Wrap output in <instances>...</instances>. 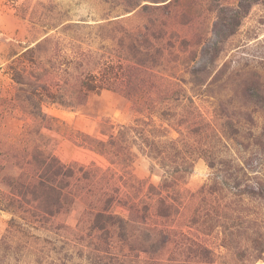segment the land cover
<instances>
[{"label":"rangeland","instance_id":"374dc122","mask_svg":"<svg viewBox=\"0 0 264 264\" xmlns=\"http://www.w3.org/2000/svg\"><path fill=\"white\" fill-rule=\"evenodd\" d=\"M155 1L162 0H0L1 175L20 174L27 179L36 169L34 162L27 163L34 145L68 165L94 163L112 169L105 157L82 142L84 135L100 137L106 124H126L133 118L126 93L110 89L90 92L79 105L46 102L42 105L46 117L34 116L26 99L30 88L24 83L26 90H18L10 64L29 68L23 50L47 34H56L61 42L53 45L54 49L64 50L71 58L81 51L90 52L92 63L88 66L97 72L101 66L98 63L111 60L116 66H126L137 60L147 62L154 74L160 68L161 50L168 48L164 74L187 78L186 72L190 71L194 79H216L215 86L188 93L208 119L219 124L230 122L222 138L226 147L216 142V154L232 160L231 172L239 176L241 189L262 197L242 196L239 200L227 191L205 200L190 197L209 181L212 172L203 158H196L182 196L180 220L164 223L174 231L164 247L161 241L148 236L155 221L145 216L143 208L138 214H144L145 222L140 219L129 226L126 240L112 232L95 231L92 212L97 208L95 193L99 188H89L81 181L74 186L69 208L35 221L34 228L19 223L10 227L11 214L0 208V264H193L208 260L204 248L210 250L215 264H264V248L262 252L255 248L256 238L264 244V0H172L169 10L158 11L153 9ZM138 2L151 6L135 16ZM168 12L169 20L163 17ZM157 18L161 22L152 29ZM64 20L74 26L62 30ZM107 20L124 23L111 27L105 25ZM125 27L136 29L135 36L146 48L136 59L127 51ZM181 38L188 44L179 42ZM37 53L44 56V52ZM121 74L124 78L123 70ZM125 77L127 82L134 74L127 72ZM214 112L219 117H214ZM171 135L176 133L172 131ZM149 166V159L137 154L130 167L115 174L118 179L119 174L124 176L121 181L135 195L141 181L154 185L159 182L158 172H151ZM111 171L100 173L101 184L109 182ZM7 190L1 180L0 192ZM209 199L242 212H231L230 216L228 211L219 223L212 219V227L201 218L193 222L194 212L208 208ZM238 213L239 218L235 216ZM162 228L160 223L158 229ZM180 230L183 234L177 233Z\"/></svg>","mask_w":264,"mask_h":264},{"label":"trees","instance_id":"16d2710c","mask_svg":"<svg viewBox=\"0 0 264 264\" xmlns=\"http://www.w3.org/2000/svg\"><path fill=\"white\" fill-rule=\"evenodd\" d=\"M155 2L157 4L153 5V9L156 11L169 10L173 5L172 0ZM137 6L139 8L133 13H136L135 16L151 5L138 2L135 3V8ZM169 14L168 12L163 17L169 20ZM160 20H153L152 29L160 24ZM118 22L124 23L123 20ZM118 22L107 20L104 23L113 27ZM61 26L62 30H67L73 27L74 23L64 20ZM125 29L127 51H131L132 57L136 59V56L144 54L146 48H142L141 42L135 36L136 29ZM110 37L112 40L117 39L115 36ZM60 42L61 38L56 34H47L23 50V59L28 61L29 68L26 65L16 68L10 64L11 78L18 85V90H26L23 88L24 83L30 88L26 99L30 101L34 116L46 117L42 111V105L46 102L66 106L79 105L90 92L110 89L126 93L124 95L132 104L133 118L126 124H106L100 131V137L84 135L82 142L105 157L109 164L113 165L112 169H102L94 163L86 166L68 165L38 145H34L29 152L27 163L34 162L36 169L27 179H22L20 174L1 175L0 169V181L3 180L8 188L7 191L0 192V208L11 214L10 227L19 223L22 226L29 224L27 227L34 228L35 221L46 220L68 209L74 199V186L84 181L89 188L100 189L95 193L97 208L92 212L95 231L112 232L126 240L127 228L139 223L140 219L145 222V216H149L154 219L155 224L151 226L148 236L158 239L165 247L174 231L172 226L164 223L180 220V205L184 204L182 196L196 158H203L212 172L209 181L195 193H190V197H201L205 200L206 197L216 196L222 191L239 196V200H242V196L249 199L262 197L252 190L241 189L239 176L231 172L232 166L229 163H232V160L222 159L216 154V142L226 147L222 138L226 137L225 128L230 122L227 120L219 124L214 122V119H208L199 111L193 96L188 93L193 89H209L217 84L216 79H194L190 71L186 72L189 75L187 78L164 74L163 71L168 67L165 64L168 48L161 50L160 68L154 74L147 62L139 63L137 60H131L126 66L121 63L116 66L113 61L108 60L98 63L101 66L97 72L95 68L88 66L92 63L90 52L81 51L71 58L64 50L53 48V45L58 46ZM179 42L188 44L185 38H181ZM162 43L163 40H160V45ZM37 52H44V56ZM127 72L133 73L134 77H129L125 82ZM215 116L219 117L216 112ZM172 131L176 133L175 136L171 135ZM137 154L149 159L150 171L158 172L160 179L155 185L141 181L137 185L139 190L133 195L132 190L126 188V182L121 181L124 176L119 174L118 179L116 174L123 168L130 167ZM108 170H112V178L103 185L100 182V173ZM141 204L145 206L140 207ZM207 205L208 208L202 213L197 210L194 212L193 222H199L201 218L202 222L212 227V219L219 223L227 217L228 211L230 216L231 212H242L216 200L209 199ZM140 209L145 216H139ZM240 213L235 216L239 218ZM160 223L164 228L158 229ZM177 233L183 234L181 230ZM255 242L256 250L262 252L263 242L258 238ZM204 249L209 253L208 260H197L193 264H215L210 250Z\"/></svg>","mask_w":264,"mask_h":264}]
</instances>
